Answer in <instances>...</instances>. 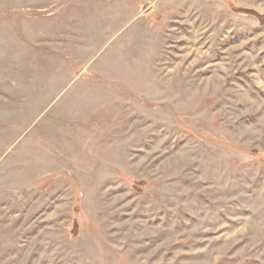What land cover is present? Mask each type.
Returning <instances> with one entry per match:
<instances>
[{
  "label": "rangeland",
  "instance_id": "374dc122",
  "mask_svg": "<svg viewBox=\"0 0 264 264\" xmlns=\"http://www.w3.org/2000/svg\"><path fill=\"white\" fill-rule=\"evenodd\" d=\"M0 264H264V0H0Z\"/></svg>",
  "mask_w": 264,
  "mask_h": 264
}]
</instances>
